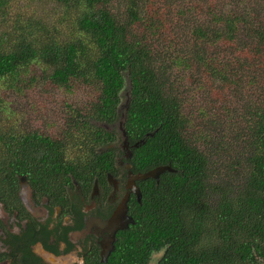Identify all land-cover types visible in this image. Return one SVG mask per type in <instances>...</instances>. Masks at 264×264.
Returning <instances> with one entry per match:
<instances>
[{
	"label": "trees",
	"instance_id": "trees-1",
	"mask_svg": "<svg viewBox=\"0 0 264 264\" xmlns=\"http://www.w3.org/2000/svg\"><path fill=\"white\" fill-rule=\"evenodd\" d=\"M32 1L44 13L14 16V0H0V196L16 197L20 175L42 193L72 177L85 192L105 187L115 151L100 149L121 138L102 124L125 112L133 170H175L139 182L135 222L99 264H149L155 252L157 264H264V0ZM38 83L68 112L57 136L3 120L10 93ZM30 235L8 256L42 264Z\"/></svg>",
	"mask_w": 264,
	"mask_h": 264
},
{
	"label": "flooded vegetation",
	"instance_id": "flooded-vegetation-1",
	"mask_svg": "<svg viewBox=\"0 0 264 264\" xmlns=\"http://www.w3.org/2000/svg\"><path fill=\"white\" fill-rule=\"evenodd\" d=\"M119 142L110 143L100 149L102 151L113 148L115 151L116 167L113 172H108L114 175V181H109L107 173L105 187L95 179L91 190L85 192L79 182L72 177V184L64 183L62 190L60 188L53 192L42 193L26 175L24 181L21 179L23 175L18 177L16 197L7 202L2 195L0 196V255L3 256L0 264L30 263L21 254L8 256L12 251L10 241L15 235L19 240L24 238L26 232L31 234L28 239L34 241L30 245L31 250L40 257L42 264H86L88 258L95 264H99V261L103 262L101 244L108 233L103 232L102 221L111 217L126 196H128L126 202L129 215H131L129 207L133 196L141 201L128 187L129 171L135 172L130 161L132 147L137 143L131 144L129 141V146L125 147ZM155 180L158 181L159 178ZM140 181L136 180L139 187ZM96 183L98 188L95 190ZM72 252L81 259V263L73 260L68 263L63 262L61 258ZM71 257L73 258V255Z\"/></svg>",
	"mask_w": 264,
	"mask_h": 264
},
{
	"label": "rangeland",
	"instance_id": "rangeland-1",
	"mask_svg": "<svg viewBox=\"0 0 264 264\" xmlns=\"http://www.w3.org/2000/svg\"><path fill=\"white\" fill-rule=\"evenodd\" d=\"M212 3H214L217 7H220L221 10H229L232 6H237V5L239 7L249 8L250 5L257 4V0H213ZM33 9H38V12L44 13L43 10H45V7L37 5L32 0H14V12L11 11V14H13L14 16H16L17 13L21 14V16L22 14L27 15L28 13H32ZM185 23L189 25V22L185 21ZM181 76H185V74L182 73ZM45 91L46 88L42 83L41 84L38 83L37 86L26 91L25 93H16L12 91L9 95V98L7 99V102H9L8 108H10L11 110L7 109L5 111V118L3 119L4 122H9L10 124L17 125L23 129H28V130L37 129L48 135H53V136L59 135L64 125H66L64 124V119L68 116V112H64L62 110L63 108L62 104L54 103L51 100L46 99L47 94ZM126 101L127 99L123 98L122 101L123 108H124V104H126ZM32 104L35 105L32 106ZM203 105H207V104L203 102ZM188 110H192L190 105L187 111ZM53 111H57L58 113H53ZM223 114L224 113H222V115ZM191 117L195 118V112L191 114ZM224 118L225 117L223 118L218 117L217 120L219 122L224 120ZM208 122H210L209 127L214 125V123L211 122V120H206V123ZM197 124H202V123L200 122V120L197 119L196 122L194 123L195 130H197V126H196ZM102 125L105 126L104 124ZM222 125L228 126V123L224 122ZM108 126L111 129L115 127L119 137L123 140L122 131L118 128V125H114V126L108 125ZM218 128L219 130L225 133L227 132L229 134L230 133L232 134L233 132V128H229V127L223 128L219 126ZM192 131L193 129L190 128V133ZM215 136L216 135H213L211 140L213 142L218 143L217 139H215ZM120 143L121 141L119 142V144ZM161 254H162L161 252H155L149 264H156ZM71 255H73V258L71 257ZM61 259L63 260L64 263H68L70 260H73V262L77 261L81 263V259L76 257L74 252L69 253L68 255L62 257Z\"/></svg>",
	"mask_w": 264,
	"mask_h": 264
},
{
	"label": "water",
	"instance_id": "water-1",
	"mask_svg": "<svg viewBox=\"0 0 264 264\" xmlns=\"http://www.w3.org/2000/svg\"><path fill=\"white\" fill-rule=\"evenodd\" d=\"M128 104V100H127ZM126 104V105H127ZM124 117V116H123ZM118 128L122 131V137H123V144L124 146H129V139L126 133V130L124 128V121L121 120L119 123ZM138 143L136 144V146ZM130 166V165H129ZM174 171L175 169L171 165H160L156 166L152 169H149L145 172H133L129 171V184L128 187L131 188V190L138 195L139 200H141L142 192L140 187L136 184V180H146L149 178L158 179L160 174L164 171ZM25 175L22 176V181L25 180ZM114 175L112 173H108V179L110 182L114 181ZM98 188L97 183L95 184V190ZM126 198L123 199V201L119 204V206L116 208L114 213L111 215L109 219L106 221H102V230L103 232H107L108 235L103 240V243L101 244L102 250H101V257L102 261L105 262L108 260V257L110 253L115 248V240H116V234L117 231L120 229H125L129 227L130 223L135 222L134 218L128 214V204L126 202Z\"/></svg>",
	"mask_w": 264,
	"mask_h": 264
},
{
	"label": "clouds",
	"instance_id": "clouds-1",
	"mask_svg": "<svg viewBox=\"0 0 264 264\" xmlns=\"http://www.w3.org/2000/svg\"><path fill=\"white\" fill-rule=\"evenodd\" d=\"M126 104H127V102H126ZM126 104H124V106H127ZM122 106H123V104L121 105V107H122ZM121 116H122V117L120 118V120H119V122H118V124H117L118 126H119L120 121L124 119L123 116H125V112H123V114H121ZM104 125H105V127H106L107 129H110V127H109L107 124H104ZM120 141L123 143V140H122V139H121Z\"/></svg>",
	"mask_w": 264,
	"mask_h": 264
}]
</instances>
